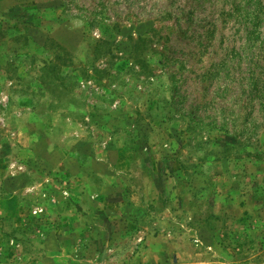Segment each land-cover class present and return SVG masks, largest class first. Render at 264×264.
Here are the masks:
<instances>
[{
  "label": "rangeland",
  "instance_id": "374dc122",
  "mask_svg": "<svg viewBox=\"0 0 264 264\" xmlns=\"http://www.w3.org/2000/svg\"><path fill=\"white\" fill-rule=\"evenodd\" d=\"M164 251L264 264V0H0V264Z\"/></svg>",
  "mask_w": 264,
  "mask_h": 264
},
{
  "label": "crops",
  "instance_id": "0c3cea01",
  "mask_svg": "<svg viewBox=\"0 0 264 264\" xmlns=\"http://www.w3.org/2000/svg\"><path fill=\"white\" fill-rule=\"evenodd\" d=\"M158 257L159 258L161 257V262L160 263H158V261H156L155 263L148 262V260H149V257H148L147 260L143 259V261H144L143 264H147V263L148 264H180V262L178 261L177 256H175V259H173L170 256V252L169 251H167V252H165V251L164 252H158ZM140 259L142 261V258H140Z\"/></svg>",
  "mask_w": 264,
  "mask_h": 264
}]
</instances>
